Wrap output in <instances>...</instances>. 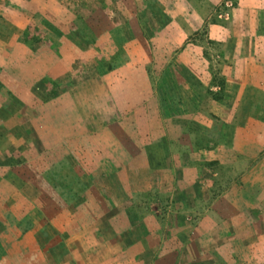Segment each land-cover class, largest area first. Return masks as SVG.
Returning <instances> with one entry per match:
<instances>
[{
    "label": "rangeland",
    "instance_id": "rangeland-1",
    "mask_svg": "<svg viewBox=\"0 0 264 264\" xmlns=\"http://www.w3.org/2000/svg\"><path fill=\"white\" fill-rule=\"evenodd\" d=\"M108 29L126 32L135 51L112 43L101 51ZM56 38L57 58L71 44L90 50L77 61L88 67L71 69L83 87L89 80L97 90L91 79L114 60L143 66L137 95H125L137 113L106 134L115 160L142 170L99 188L91 160L75 164L27 141L0 144V264H264V225L239 223L264 221V202L253 211L242 186L244 176H264V0H0V96L13 93L5 77L22 55L15 44ZM43 71L34 92L70 86L47 91L53 77ZM100 138L85 139L81 151ZM254 143L263 149L253 157ZM20 151L32 162H13ZM30 187L50 204L30 199ZM230 202L249 211L227 219Z\"/></svg>",
    "mask_w": 264,
    "mask_h": 264
},
{
    "label": "crops",
    "instance_id": "crops-1",
    "mask_svg": "<svg viewBox=\"0 0 264 264\" xmlns=\"http://www.w3.org/2000/svg\"><path fill=\"white\" fill-rule=\"evenodd\" d=\"M38 29L39 31H43L40 28ZM140 34L138 32L139 37L141 36ZM123 36L122 38L119 31L115 33L108 29L101 34V38H103L101 44L108 47L107 49H103L99 45V48L103 52L110 51L112 43L117 47L125 46L124 48L128 52L135 51L134 43L129 42L126 32L123 33ZM33 41H36L32 47L33 49L26 46L23 47L19 43L15 44V48L18 50L22 48V55L19 58L11 60V62L13 61L12 68H10L11 72H8L5 77L7 78L8 88L13 90L12 95L4 96L1 94L2 96H0V112L5 115V119L0 121V130L5 129V131H0V144L5 143L9 146L19 147L20 144H25L24 141H27L31 144L29 147H35L36 150L38 146H42V148H45L47 151L49 150L51 153H56L57 151L61 155L65 153L71 162L73 161L75 164L91 160L92 166H95L91 172L99 188H103L104 183L102 181L104 180L111 179L119 185L123 174L127 177L129 173L140 172L142 168L140 170L137 167L129 170L125 169L123 167L124 163H119L121 160L122 162L125 161L120 156L118 157L121 159L117 158L115 160L113 152H110V147L112 146L111 139H107L106 134L110 128L117 127V123L121 122L119 119L123 114L125 115L128 111L132 110L133 113H137V109L134 112L132 106L128 107L125 95H137V84L143 75L141 73L143 66L137 65L136 60L127 62V64L124 61V65L114 60L115 68L112 71L103 73L98 79L90 78L97 87V90L91 89L89 88V80L84 82L85 87H83V84H77V78H75L74 82L71 79L72 77H70L76 73L75 70L71 71L72 68L77 69L79 66L84 68V65L88 67L89 62L86 61L83 64V61H80L78 64L77 61L79 56H86L90 50L85 49L83 54L82 51H79L80 49L74 48V44H71L72 47L64 45L65 47L61 51L62 55L57 58L56 55L59 53L58 47L62 45L59 44L60 41L57 38L52 43L51 40L46 39ZM105 41L108 44L103 43ZM47 42H50L47 45L51 46H47ZM29 54L34 57L33 60H29L28 62ZM0 65L1 67L4 66L5 61H1ZM47 68L49 69L48 72H50L49 76L53 77H47L51 79L50 82L52 84L49 87L46 86L49 89L47 91L53 89L54 91L63 90L64 87H67L65 85L69 84L70 86L65 88L63 93L58 94L46 91L38 93L33 91L35 85L46 75V71L42 72V70ZM136 71L138 72L137 74ZM8 78H11V80L9 81ZM63 79L66 81L63 82ZM55 84H57L58 88L50 89ZM38 86L41 85L38 84ZM49 94L59 96L48 100L46 96ZM71 95L73 98H71ZM100 95H102L101 98H99ZM81 99L84 102L86 101L85 106H82ZM104 113L106 114L105 117ZM43 129H46L44 134ZM96 134H101V138L96 140V148L90 147L89 151L86 150V153H83L81 151L83 141ZM90 144L93 145L92 140H90ZM262 149L261 144L254 143L251 149L252 156H255L254 153H260ZM29 152L31 151L25 153L21 151L16 152V156L14 155L11 158L13 162H16L17 158H23L24 162L27 160L32 162ZM12 154L14 152L10 150L9 155ZM15 169L19 170L21 167ZM95 169L97 171L93 172ZM256 173L254 172L253 175H247L242 178V186L249 197L248 203L253 211L263 210V207H257V205L264 202V176ZM139 176L146 175L139 174ZM24 190L30 199L32 196L35 200L39 201L40 199L44 205L50 204V199L45 196L41 197V192L36 188L30 187V189ZM67 211L71 219H76L71 211ZM248 211L247 208H244L243 211H238L231 202L225 205L226 218L230 220L235 214H242ZM230 215L232 216L230 217ZM243 219L245 218L239 221L241 225H249L259 231L262 228L261 223L264 225V221L260 222L258 219L255 221L251 219L249 220L250 222ZM249 237L250 243L257 244L263 241L262 236ZM81 247L83 248L84 246ZM101 248L104 251L105 248ZM85 249L87 248L85 247ZM89 251L93 252L94 248L92 247Z\"/></svg>",
    "mask_w": 264,
    "mask_h": 264
},
{
    "label": "trees",
    "instance_id": "trees-1",
    "mask_svg": "<svg viewBox=\"0 0 264 264\" xmlns=\"http://www.w3.org/2000/svg\"><path fill=\"white\" fill-rule=\"evenodd\" d=\"M51 196H52L53 199H57V196L56 195H51Z\"/></svg>",
    "mask_w": 264,
    "mask_h": 264
}]
</instances>
